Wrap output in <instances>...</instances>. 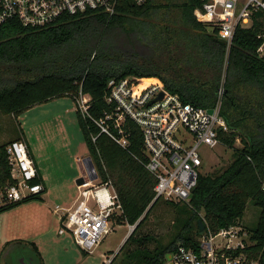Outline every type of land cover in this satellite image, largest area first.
<instances>
[{
  "label": "trees",
  "instance_id": "16d2710c",
  "mask_svg": "<svg viewBox=\"0 0 264 264\" xmlns=\"http://www.w3.org/2000/svg\"><path fill=\"white\" fill-rule=\"evenodd\" d=\"M201 6L200 0H145L141 5L124 0L110 18L65 17L43 28L15 21L0 25L2 114L18 118L53 99L75 102L79 92L90 98L91 118L75 113L98 183L109 182L117 196L121 212L112 219L136 225L109 264H163L178 245L199 248V221L217 233L241 221L248 204L260 211L256 226L244 227L256 243L250 254L264 261V53L257 52L264 13H255L250 28L238 27L227 50L216 31L196 20L194 11ZM129 77L157 79L184 104L202 108H212L223 90L220 115L227 131L219 130L217 137L232 151V160L200 175L188 203L153 202L156 180L145 168L135 124H123L125 148L95 124L114 111L106 102L108 82ZM9 143L0 146V192L11 183ZM41 182L40 177L34 181ZM35 201L41 195L1 206L0 214ZM158 203L173 213L174 233L167 243L142 231ZM30 246L38 260L34 264H43L36 245Z\"/></svg>",
  "mask_w": 264,
  "mask_h": 264
},
{
  "label": "built area",
  "instance_id": "2783aa9c",
  "mask_svg": "<svg viewBox=\"0 0 264 264\" xmlns=\"http://www.w3.org/2000/svg\"><path fill=\"white\" fill-rule=\"evenodd\" d=\"M124 0H0V25L17 22L24 27L53 26L65 17L103 14L114 16ZM141 5L145 0H129ZM201 8L194 11L196 20L216 31L229 50L234 32L250 28L255 13H264V0H200ZM258 54L264 53L263 44ZM106 102L114 111L95 121L101 133L121 148L127 147L123 124H135L141 134L146 155L145 168L156 180L154 199L173 203H188L202 175L203 157L220 145L218 131H227L220 115L223 90L212 108L184 104L177 95L169 93L157 79L129 77L108 82ZM75 110L82 118L89 115L90 98L79 92ZM210 111V112H209ZM110 125L113 132H111ZM206 150V151H205ZM11 183L0 192V207L42 195L44 187L34 183L38 172L26 141L21 138L6 146ZM205 151V152H204ZM78 186V202L61 219L58 235L68 233L75 246L85 252L97 247L110 231L112 219L121 212L117 196L109 182L90 181V172L83 175ZM264 191V175L261 179ZM131 229L133 227H130ZM199 238V248L178 245L163 264H264L250 250L256 243L238 221L212 233L206 226ZM111 261H109L110 263Z\"/></svg>",
  "mask_w": 264,
  "mask_h": 264
},
{
  "label": "rangeland",
  "instance_id": "374dc122",
  "mask_svg": "<svg viewBox=\"0 0 264 264\" xmlns=\"http://www.w3.org/2000/svg\"><path fill=\"white\" fill-rule=\"evenodd\" d=\"M57 100H53L49 104V108L52 109L51 114L45 117L38 116V111L41 109L39 106L33 108L29 111L26 119L19 116L14 118L12 115H5L0 112V146L23 138L29 149L31 158L35 165H38L40 169L46 174L48 183H58L59 181H64L69 177L75 176L79 170L76 158L74 155V150L79 147L78 157L83 159L87 156L89 157V151L85 145L82 138V134L77 122L75 109V103L73 104L70 98H63V104L66 106L64 108H59L56 105ZM60 103V102H58ZM37 115L36 119L33 121V116ZM239 141L236 142V147H239ZM73 151V152H72ZM206 151V150H205ZM204 151V152H205ZM202 173H212L220 169L225 168L229 162L232 160V151L226 149L222 145L216 148L206 151L203 157ZM84 163V161H83ZM67 189L76 191V184L61 183ZM50 192L49 201L46 205L48 230L53 232L58 231V225L56 223V216L53 214V210L56 205H61V200H59L57 193L61 190L54 188L48 189ZM39 204L38 201L30 202ZM28 204V203H25ZM24 205V204H22ZM36 206V205H34ZM8 214V212L0 214V223L2 219ZM260 211L251 204H248L244 217L240 221L243 227H255L259 218ZM28 217V214H20L17 217V229L14 231L20 233L21 228L23 232L21 236H16L18 239H24L23 234L31 233L36 226L35 222L28 225V229H25L24 219ZM49 220V221H48ZM172 221L173 213L172 210L164 205L163 203H158L152 214L149 216L142 231L151 232L157 238L162 239V243H167L169 240V235H172ZM22 227H21V226ZM0 224V231H1ZM21 227V228H19ZM31 228V229H30ZM30 229V230H29ZM130 226L118 225L117 223L110 225V231L104 236L101 243L95 247L91 253L81 252L73 242L72 237L66 233L63 237H58L60 243L45 246L46 248H60L55 252L49 251V255L58 257V264H109V261L119 252L121 246L126 240L127 236L131 232ZM5 235L0 232V240L4 239ZM51 240L54 239L51 234L49 235ZM48 238V239H49ZM2 241H0V246H2ZM18 253L23 254V257H27L24 260V264L28 261V250H18ZM18 255V254H17ZM104 258V262H103ZM15 264V263H14ZM17 264V263H16Z\"/></svg>",
  "mask_w": 264,
  "mask_h": 264
},
{
  "label": "crops",
  "instance_id": "0c3cea01",
  "mask_svg": "<svg viewBox=\"0 0 264 264\" xmlns=\"http://www.w3.org/2000/svg\"><path fill=\"white\" fill-rule=\"evenodd\" d=\"M53 100H57L56 105L59 108H64L66 106L65 104H63V101H60L61 99H53ZM53 100H51L49 103L39 106L41 109L38 111L39 112L38 116L45 117L51 114L52 109H50L48 106L49 104H51V102H53ZM32 109H30L29 111H31ZM29 111L22 114L21 117L23 116L24 119H26L29 114ZM74 111L76 110L74 109ZM36 117L37 115L33 116V121L36 119ZM78 151H80L79 147H77L76 150H74V155L76 154L74 158H76L75 160L78 164L79 170L77 171L75 176L69 177L68 179H65L64 181H61V182L59 181L57 184L56 183L49 184L46 174L43 172L42 169L38 167V165H35L37 172H38V177H40L42 181L41 184L43 185L45 189L44 193L41 195V201L39 202V204L29 202L28 204L21 205L17 208H14L8 211V214L2 219V222L0 223L2 224L1 231H2V234L5 235V237L4 239L0 240L3 243L2 246H0V264H5V263L24 264V260L27 257L24 258L23 254L18 253V250H25V249L28 250V253H29L27 264H34V262L38 263L37 257L34 251L32 250L30 243H33L36 245L43 264H58V257H55V256L51 257L49 255V251H52L55 254V252L59 250L60 248H46L49 245H53L54 247L56 244L60 243V241L58 240V237L64 236V235H58V233L56 234V232L52 233L51 229L50 230L47 229L48 228V222H47L48 212L46 211V205L49 201V197H50L49 194L50 192L52 193V191L49 192L48 189H51L52 186H54V188L61 190L60 195L58 192L57 196L60 197L58 199L61 200L62 203L61 205H56L55 209L53 210V214H55L56 216V223L54 224L60 227L61 219H63L65 215L69 211L73 210V208L76 206L78 202V192H79L77 185H76V191L73 192L75 189H72L69 191V189H67L61 183H64V182L66 184L74 183L79 178H81L86 172L83 161L85 160V158H87V156L84 159L82 157H78V153H77ZM26 213L28 214V217L24 219V223L26 224L24 228L28 229V225L31 226L32 222L33 223L35 222L36 226H34V229L32 230L31 233H28L29 235L24 233L23 234L24 239L20 240L16 238V236H21V233L23 232V228H21L22 226L20 225L21 227L19 228H21V232L18 233L14 231L15 229H17L16 227L17 224L15 225V222L19 221L17 220V217L20 214H24L25 216ZM50 234L54 239H56L55 241L49 238ZM103 262H104V258H103Z\"/></svg>",
  "mask_w": 264,
  "mask_h": 264
},
{
  "label": "water",
  "instance_id": "95a60500",
  "mask_svg": "<svg viewBox=\"0 0 264 264\" xmlns=\"http://www.w3.org/2000/svg\"><path fill=\"white\" fill-rule=\"evenodd\" d=\"M209 112H210V111H209ZM84 166H85L86 171H87V172H90V181H92V182H93V181H97L98 176H97V174H96L95 168H94V166H93V164H92V161H91L90 157L85 158V160H84ZM85 181H86V180H84V178H83V176H82L81 178H79V179L75 182V184H76L77 186H80V185L84 184ZM198 224H199V226H200V231L202 232V231L204 230V224H203L202 221H199ZM135 227H136V225L133 226V228H132L130 234L133 232V230L135 229ZM130 234H129V235H130ZM129 235L127 236V238L129 237ZM127 238H126V239H127Z\"/></svg>",
  "mask_w": 264,
  "mask_h": 264
}]
</instances>
